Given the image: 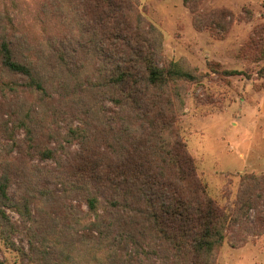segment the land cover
<instances>
[{"label": "rangeland", "instance_id": "obj_1", "mask_svg": "<svg viewBox=\"0 0 264 264\" xmlns=\"http://www.w3.org/2000/svg\"><path fill=\"white\" fill-rule=\"evenodd\" d=\"M132 1L146 27L161 35L159 65L173 62L197 76L175 84L174 129L164 136L171 141L178 135L210 198L228 207L242 191L243 177H264V0H190L193 11L183 0ZM58 7L59 0H0V10L39 53L46 77L44 95L0 93V160L12 162L20 194L46 189L51 197L47 208L55 200L59 211L64 202L71 212L87 217L81 184L83 159L90 158L85 150L100 159L108 154L107 65L87 45L93 28L83 14L69 13L72 3ZM219 12L225 14L226 30L216 20ZM195 15L203 21L202 29L195 27ZM0 78L20 89L25 83ZM25 113L33 125L34 150L24 131L7 137ZM45 150L51 151L48 160L38 156ZM3 209L14 226L24 224L14 209ZM44 218L53 224L51 216ZM69 223L61 219V224ZM60 228L65 231V225ZM262 236L228 231L212 264H264ZM14 242L7 244L0 236V264H33L21 252L28 249L25 240Z\"/></svg>", "mask_w": 264, "mask_h": 264}, {"label": "trees", "instance_id": "obj_2", "mask_svg": "<svg viewBox=\"0 0 264 264\" xmlns=\"http://www.w3.org/2000/svg\"><path fill=\"white\" fill-rule=\"evenodd\" d=\"M183 1L193 11L190 0ZM71 3L74 7L68 12H81L93 28V40L86 44L107 65L108 154L100 159L85 150L90 158L83 159L81 184L87 217L71 212L61 199L59 211L55 200L48 209L51 197L46 189L20 194L12 162L0 160L1 239L13 246L14 241L25 240L28 253L23 248L21 252L33 264H212V254L228 231L264 234V177H243L235 203L222 207L210 198L178 135L171 141L164 136L174 129L175 84L197 76L173 62L159 65L161 35L146 27L132 0H59L58 8ZM224 15L219 12L215 17L226 30ZM202 22L194 16L197 29H202ZM3 76L25 82L20 89L0 78L3 96L46 94L39 53L14 28L13 18L0 10ZM32 126L25 113L7 137L24 131L28 148L34 150ZM38 154L42 160L51 158L50 150ZM3 208L14 209L24 224L14 226ZM45 215L53 219L51 226ZM62 218L71 224H61ZM59 223L65 225V231L59 226L60 234Z\"/></svg>", "mask_w": 264, "mask_h": 264}, {"label": "crops", "instance_id": "obj_3", "mask_svg": "<svg viewBox=\"0 0 264 264\" xmlns=\"http://www.w3.org/2000/svg\"><path fill=\"white\" fill-rule=\"evenodd\" d=\"M262 238L264 239V236H262ZM248 245H246L245 247H247ZM241 249H243V248H241ZM263 253L262 252H260V253H258V255H262ZM254 258V260L256 259V256H254L253 257Z\"/></svg>", "mask_w": 264, "mask_h": 264}]
</instances>
